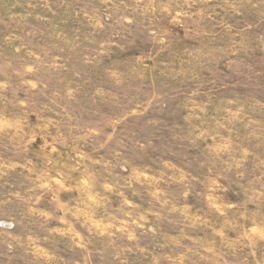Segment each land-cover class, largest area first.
<instances>
[{
  "label": "rangeland",
  "instance_id": "obj_1",
  "mask_svg": "<svg viewBox=\"0 0 264 264\" xmlns=\"http://www.w3.org/2000/svg\"><path fill=\"white\" fill-rule=\"evenodd\" d=\"M0 264H264V0H0Z\"/></svg>",
  "mask_w": 264,
  "mask_h": 264
},
{
  "label": "water",
  "instance_id": "obj_2",
  "mask_svg": "<svg viewBox=\"0 0 264 264\" xmlns=\"http://www.w3.org/2000/svg\"><path fill=\"white\" fill-rule=\"evenodd\" d=\"M5 226H6V227H9L10 225H9V224H6Z\"/></svg>",
  "mask_w": 264,
  "mask_h": 264
}]
</instances>
